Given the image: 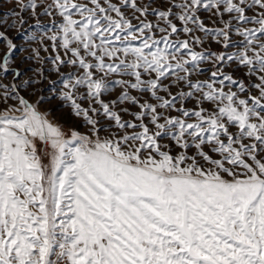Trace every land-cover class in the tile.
Segmentation results:
<instances>
[{
  "label": "snow or ice",
  "instance_id": "obj_1",
  "mask_svg": "<svg viewBox=\"0 0 264 264\" xmlns=\"http://www.w3.org/2000/svg\"><path fill=\"white\" fill-rule=\"evenodd\" d=\"M0 42V264H264V0H11Z\"/></svg>",
  "mask_w": 264,
  "mask_h": 264
},
{
  "label": "rangeland",
  "instance_id": "obj_2",
  "mask_svg": "<svg viewBox=\"0 0 264 264\" xmlns=\"http://www.w3.org/2000/svg\"><path fill=\"white\" fill-rule=\"evenodd\" d=\"M10 5H11V0H8V3H6L2 8H0V12H4V11H9L10 9ZM201 18L205 21V23L211 27V21L208 18V15L206 13H200ZM41 23L44 26V29H47L48 27H53V29L55 28L54 24H53V20L58 21L59 17L55 16V17H47V16H42L41 18ZM149 19H153V17H149ZM135 23V21H133ZM32 21H29V24H31ZM178 23V22H177ZM25 28L29 31L32 32L34 31L33 28L29 27V25H26ZM51 32H46V31H41L40 33V37L42 38L41 43H43V45L48 47V51L45 52L43 51V49L41 48L40 50V57L42 58V60L44 61L43 64H41L40 61L36 60L33 56H32V49L34 48H39L40 47V43H25L24 41L21 40L20 35L18 32H10L8 33L9 37H14L15 38V42L18 45V48L16 50V52L13 54V60L15 61V63L13 64V67H21L23 71H25L27 74H31V72L37 68L38 66H41L44 68L45 72L48 74V78L49 80H55L57 83L56 85H53L52 87H55L57 89V92L54 93L51 88L48 86V84H45L42 90V93H38L37 95H28L27 92H21L22 95H25V97L27 99H29L30 102L35 103L38 95H43V97L45 98L41 104L38 106L39 111L44 112L46 109H51V114L48 116V119L50 121H52L53 123H62L64 125L65 131H67L68 128L70 127H75L77 128L80 132H86L87 129L86 127L82 124L81 121L77 120L75 117H73L70 114V110L68 108H66L64 106V103L62 101H60L58 99V91L60 88V78L57 76V74H55L54 72L51 71V64L49 62V58H54V56L56 55L55 52L52 51V47H51V41L47 39V37L49 35H51ZM161 34L160 33H156V36L159 38ZM186 37L183 36V34H181L180 37H178V39H184ZM138 43V42H137ZM23 47V49L26 50H21V47ZM162 46V45H161ZM5 47L3 42H0V48ZM205 47H207V45H205ZM60 51L61 56L63 57V50L62 49H58ZM195 51H202L203 49L199 48V47H194ZM211 51H220L219 46L213 45L212 48L210 49ZM27 58V59H25ZM21 61H23V63L21 64ZM205 67V69H209L212 67L211 64H205L203 65ZM231 69H229L230 71ZM63 72L67 73L69 71L68 68H64L62 69ZM237 75H242V73H237ZM27 78V75L24 76V79ZM13 79V75L12 72L9 71L7 74H5V78L3 80L4 83H8L9 81H12ZM194 79H197V77H194ZM198 79L200 80H207L208 76L207 75H201L198 77ZM176 89L173 88V92H175ZM120 94V90L117 89L115 90L111 96H105V100H110V99H116L117 96H119ZM133 95H138L137 93L133 92ZM11 103V101H10ZM84 107H87V103L85 102L83 104ZM189 108L194 107V102L189 103L187 105ZM123 107H127V105H123ZM205 108L210 107V105L205 102L204 104ZM2 110V109H0ZM117 111H119V108H117ZM133 111H138V109H133ZM173 115H175L176 113H172ZM123 119L125 120H129L131 119V117H129L128 115L121 113ZM233 131H235V129H233ZM166 143H171L169 141H165ZM37 145L39 147V142H37ZM175 154V153H174ZM189 154H192L191 152Z\"/></svg>",
  "mask_w": 264,
  "mask_h": 264
}]
</instances>
